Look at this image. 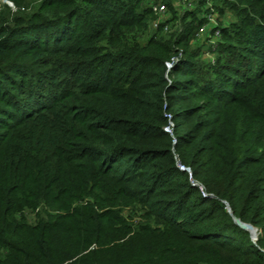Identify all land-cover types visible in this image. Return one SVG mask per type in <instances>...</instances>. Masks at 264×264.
<instances>
[{"label":"trees","instance_id":"trees-1","mask_svg":"<svg viewBox=\"0 0 264 264\" xmlns=\"http://www.w3.org/2000/svg\"><path fill=\"white\" fill-rule=\"evenodd\" d=\"M11 1L0 264H264V0H213L233 16L215 63L196 12L166 32L156 0Z\"/></svg>","mask_w":264,"mask_h":264},{"label":"rangeland","instance_id":"rangeland-1","mask_svg":"<svg viewBox=\"0 0 264 264\" xmlns=\"http://www.w3.org/2000/svg\"><path fill=\"white\" fill-rule=\"evenodd\" d=\"M41 0H32L31 5L29 8H25L23 12H30L31 7L37 5ZM156 1H166V0H156ZM28 6V5H25ZM179 11L177 15V19L175 21H172L171 23V30L170 32H174L177 29H181V22L180 17L184 15L185 10L180 5H178ZM223 5L222 6H216L213 0H209L207 3L205 1H198V4L194 5V9L192 12H196V18L193 19L192 27H195L193 29L192 35H191V48L193 50L199 51V59L203 63H212L213 58L216 59L217 56V49L214 52L213 48L211 47V37H213V31H214V25L218 24L221 27H226L230 20L233 18L232 12L226 8H224L223 11ZM222 8V9H221ZM222 11V13H221ZM18 14L17 6L11 1V0H0V23L13 26L14 25V17ZM192 20V17L188 19L187 21ZM202 21L200 23L199 21ZM174 25V27H173ZM213 27V28H212ZM218 46L221 42V37L217 39ZM190 180V177H188ZM191 182L194 185H197L199 183L195 182L194 179L191 180ZM124 214L128 216V218L133 219L134 221L139 220L141 217V210L140 207L136 208H126L124 210ZM255 230L257 228L253 227ZM251 233L252 239L254 241L257 240L259 236V231L256 230L255 233Z\"/></svg>","mask_w":264,"mask_h":264},{"label":"built area","instance_id":"built-area-1","mask_svg":"<svg viewBox=\"0 0 264 264\" xmlns=\"http://www.w3.org/2000/svg\"><path fill=\"white\" fill-rule=\"evenodd\" d=\"M198 1H205L207 3L209 0H170L172 7L166 1H153L151 3L152 12L155 15V19L153 20L151 27L152 30L157 31L159 29H164L166 32H170L172 26L171 23L173 21V11L175 10L177 13L179 11L178 5L182 6L185 10L184 14L187 12H192L194 5L198 4ZM174 8V10H172ZM24 9V8H23ZM179 14V13H178ZM213 28V27H212ZM222 35V27L218 24L214 25L213 37H211V47L213 51H216L218 47V41ZM180 61L179 57L172 58L171 61L166 62V66L168 70H171L178 62ZM216 59L213 58L212 63H215ZM166 131L171 132L169 127L165 128ZM178 167L182 171H186L189 174L190 180H193L191 170L189 167L183 165L182 163H178ZM200 190L202 191L204 196H207L202 185H199Z\"/></svg>","mask_w":264,"mask_h":264},{"label":"water","instance_id":"water-1","mask_svg":"<svg viewBox=\"0 0 264 264\" xmlns=\"http://www.w3.org/2000/svg\"><path fill=\"white\" fill-rule=\"evenodd\" d=\"M228 211H229L230 214L233 215V218H234L235 222H236L239 226H241V227H242L243 229H245V230H248L249 232L255 233V231H256L257 229L255 230V229L253 228L252 225L247 224V223H244L240 218L236 217V216L233 214V212L231 211V209H230L229 206H228Z\"/></svg>","mask_w":264,"mask_h":264}]
</instances>
